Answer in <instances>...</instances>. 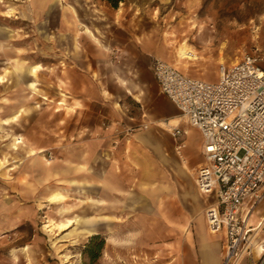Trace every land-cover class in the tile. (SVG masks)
Instances as JSON below:
<instances>
[{"label": "rangeland", "instance_id": "rangeland-1", "mask_svg": "<svg viewBox=\"0 0 264 264\" xmlns=\"http://www.w3.org/2000/svg\"><path fill=\"white\" fill-rule=\"evenodd\" d=\"M36 1L37 5L34 0H0V196L8 192L10 198L17 190L18 166L27 168L37 155L51 156L50 150L39 152L29 139L37 137L46 142L50 127L57 125L60 129L66 122L105 118L110 109L107 104L82 107L74 103L85 116L66 119L65 113H51L55 107H63L64 112L73 110L64 99L66 87L62 80L66 75L63 55L72 36L83 30L100 42L96 35L111 34L115 30L113 15L101 0ZM135 3L138 14L140 1ZM144 14L146 19L142 17V25L152 26L154 45L163 53L160 58L204 80H216L220 64L237 60L244 51L257 49L264 53V0H151ZM182 43L194 55L187 61L186 69L178 63L177 50ZM37 63L42 67L32 75L29 69ZM157 90L160 91L158 84ZM56 99L59 101L55 102ZM155 99L164 113L179 115L180 126L193 128L170 99L161 96ZM127 106L130 113H140L147 120L151 117L147 102H131ZM164 121L170 126L158 125L169 135L163 136V143L172 146L171 123L169 118ZM139 125L135 122L131 128ZM181 138L193 148L198 134L189 129ZM17 139L20 141L13 144ZM183 147L177 150L174 147V152L170 148L174 157L169 159L168 188L164 187L162 194L163 199L170 201L168 207L163 206V213H158L157 207L162 204L153 189L145 193V209L138 205L134 214L103 215L100 208L83 212L84 208L59 202L51 209L46 207L45 214L35 211L31 221L26 219L19 224L6 239L0 231V264H177L178 253L181 255L182 251L186 264L192 262L198 251L196 247L195 253L193 246L197 238L194 230L201 219L207 226L205 209L213 197L200 194L195 185V170L202 160L199 149L184 154ZM32 149L35 154L31 153ZM172 180L176 181L178 190L171 188ZM256 206V212L249 219L253 227L251 250L242 254L236 264L245 259L248 262L256 259L255 264L264 260V200ZM74 216L90 221L63 229L55 225L47 230L45 226L53 225L57 217L66 220ZM260 220L262 223L258 224ZM84 227L105 238L99 256L92 263L83 252L92 233H83ZM224 241L221 240L222 250Z\"/></svg>", "mask_w": 264, "mask_h": 264}, {"label": "crops", "instance_id": "crops-1", "mask_svg": "<svg viewBox=\"0 0 264 264\" xmlns=\"http://www.w3.org/2000/svg\"><path fill=\"white\" fill-rule=\"evenodd\" d=\"M101 1L105 9L113 15L115 30L111 34L96 35L100 42L93 40L83 30L81 34L72 36L63 55L66 75L62 80L66 87L64 99L72 105L73 110L64 112L63 107H55L51 113H65L66 119H75L80 114L85 116L74 103H79L82 107H88L92 103L107 104L110 106L109 113L103 115L105 118L95 117L91 121L66 122L64 128L60 129L57 125L50 127L46 142L37 137L29 139L39 152L42 149L50 150L51 156L46 158L37 155L32 158L27 168L18 166L16 193L11 194V198L8 192L1 193L0 231L4 239L26 219L31 221L35 211L41 210L45 214L46 207L51 209L59 202L84 208L83 212H89V208H100L103 215L134 214L138 205L144 208L146 191L152 192L153 189L162 204V207H157L161 214L170 201L162 197L163 188H168L166 184L169 159L174 157L170 148L174 152L175 142H183L185 146H182V153L190 154V151L199 149L203 160L199 131L195 128H183L179 124V115L164 113L162 107L156 103L157 96L166 97L157 90L151 68L153 58L163 56V53L154 45L152 26L147 28L146 24L145 27L142 25V17L146 19L144 13L147 12L151 0H139L138 14L136 0H122L116 8L105 0ZM38 3L34 0L35 5ZM87 31L91 32L88 28ZM177 52L178 63L186 69L187 61L194 58L192 50L182 43ZM32 66L29 70L35 75L36 72L31 71ZM41 67L42 65L37 70ZM58 101L56 99L55 102ZM131 102H147L150 106L149 120L140 113H130V106L127 105ZM164 118H169L171 127L179 125L184 130L182 134L189 129L196 131V146L189 148L186 139L181 138L182 134L173 138L172 146L164 144L163 136L169 135L158 126H170L163 122ZM135 122L140 125L132 129ZM143 122L150 124L142 127ZM19 141L17 139L13 144ZM35 152L34 149L31 150L32 154ZM174 182L176 184L172 180L171 188L178 190ZM153 184H156L155 188ZM42 185L46 190L42 191ZM60 198L63 199L58 200ZM256 208L258 207L252 210L250 217L254 215ZM67 219L71 220L68 226L90 221L80 216ZM61 220L63 219L57 217L53 225L60 228L58 223ZM92 232L94 231L91 228L84 227L83 233ZM194 234L197 238L193 246L195 253L196 247L198 251L188 264H221L224 229L211 232L201 219L197 222ZM178 254L177 264H186L184 251L181 255ZM255 263L256 259L240 262ZM261 264H264V260Z\"/></svg>", "mask_w": 264, "mask_h": 264}, {"label": "built area", "instance_id": "built-area-1", "mask_svg": "<svg viewBox=\"0 0 264 264\" xmlns=\"http://www.w3.org/2000/svg\"><path fill=\"white\" fill-rule=\"evenodd\" d=\"M151 68L160 91L201 135L203 160L195 185L213 196L205 209L209 230L225 232L221 264H236L251 250L250 214L264 200V53L247 50L220 64L214 81L160 57L153 58ZM170 131L174 138L184 132L178 125Z\"/></svg>", "mask_w": 264, "mask_h": 264}, {"label": "trees", "instance_id": "trees-1", "mask_svg": "<svg viewBox=\"0 0 264 264\" xmlns=\"http://www.w3.org/2000/svg\"><path fill=\"white\" fill-rule=\"evenodd\" d=\"M105 1L110 6L116 8L118 7L119 2L122 0H105ZM104 243H105V238L99 232L92 233L88 237V240L84 245L83 252L89 257L90 263H92L99 256L104 246Z\"/></svg>", "mask_w": 264, "mask_h": 264}, {"label": "bare ground", "instance_id": "bare-ground-1", "mask_svg": "<svg viewBox=\"0 0 264 264\" xmlns=\"http://www.w3.org/2000/svg\"><path fill=\"white\" fill-rule=\"evenodd\" d=\"M183 46L181 47V49L183 50ZM186 51V50H185ZM188 53V52H187ZM188 54H190V53H188ZM184 55V54H183ZM39 64H35V65H33L32 66V68H31V71L33 72V73H35L36 72V70H37V68H39ZM77 218H74V220H76ZM71 223V220L70 219H66V220H61L58 224H59V227H61V228H63V227H66V226H68L69 224ZM262 223V221L260 220L259 222H258V224H261ZM46 227H47V230H51L52 228H53V226L52 225H49V224H46L45 225Z\"/></svg>", "mask_w": 264, "mask_h": 264}]
</instances>
